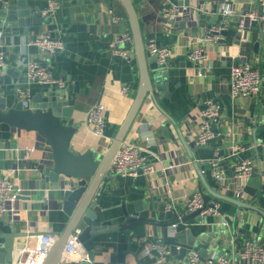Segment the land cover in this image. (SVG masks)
Returning <instances> with one entry per match:
<instances>
[{
	"label": "crops",
	"instance_id": "0c3cea01",
	"mask_svg": "<svg viewBox=\"0 0 264 264\" xmlns=\"http://www.w3.org/2000/svg\"><path fill=\"white\" fill-rule=\"evenodd\" d=\"M20 1L26 5L17 4L14 9V21L18 25L12 29L16 27V31L3 34L6 66L18 69L17 76H5L10 82L5 90L7 103L12 105L17 100L16 88L20 86L29 88L28 104L38 95L43 100L66 96L68 103L74 106L73 117L79 124L72 149L82 152L93 148L105 153L110 141L88 132L87 109L94 102L105 103V131L113 137L127 116L140 84L138 62L132 64L131 59L108 49V41L119 30L132 33L124 4L121 0H58L60 7L55 15L54 32L66 47L50 54L32 43L38 32L49 29L48 23L40 19L42 15L37 8L42 10L50 0ZM220 1L187 0L191 15L174 21L163 11L164 0H133L148 59H154L146 47L149 38L168 46L171 52L165 72L161 73L158 66L149 69L152 77L160 72L166 89L156 88L154 82V91H147L125 137L150 149L147 161L156 171L122 176L108 170L94 199L101 206L102 223L119 224L125 219L123 207L135 216L147 207L150 216L173 218L176 213L179 216L187 213L186 201L197 190L203 193L212 190L228 196L212 194L210 202L218 205V212L209 210L202 219L180 222L175 230L170 226L169 231L175 234L190 227L197 237L206 236L203 241L210 247L205 258L238 260L246 240L264 243V147L259 145L264 141V27L252 22L240 28L236 16L253 7L264 8V0ZM8 2L0 0V9ZM222 4H231L235 14H222L219 9ZM23 9L27 10L20 13ZM109 9L123 16L124 21H112ZM221 22L226 25L222 38L204 41L208 28ZM0 28L3 29L1 24ZM132 40L131 58H134L136 47L134 38ZM196 44H203L206 49L208 67L202 75L188 57ZM29 61L64 76L67 87L59 89L39 82L28 83L25 64ZM243 62L259 68L263 80L256 92L233 96L230 69L233 63ZM152 64L157 63L153 60ZM123 85L130 86V92H121ZM208 98L217 101L221 111L219 117L211 121L214 136L199 145L195 139L202 129V109ZM234 143L242 144L243 150L231 154ZM216 155L222 157L219 168L226 177L225 183L212 174L211 159ZM242 159L251 161L253 171L248 178L236 179V164ZM170 164H174L173 167L163 169ZM52 165L50 146L35 131L0 123V174L9 175L18 193L12 212L0 219L21 232L15 237L13 258L7 264H17L24 250L35 244L37 234L48 230L61 234L70 220L64 211L60 190L70 186L74 179L61 176L57 182L47 180V169ZM10 168L14 169L11 173ZM166 203L172 205L170 210L165 209ZM226 219L229 225H223ZM160 230L154 225L137 224L134 229L94 235L84 246L89 253L93 252L91 264H154L151 257L142 254L138 236L152 231L154 238L163 240ZM183 261L173 253L169 257V264H183ZM71 263L75 264L76 260L72 259Z\"/></svg>",
	"mask_w": 264,
	"mask_h": 264
},
{
	"label": "built area",
	"instance_id": "2783aa9c",
	"mask_svg": "<svg viewBox=\"0 0 264 264\" xmlns=\"http://www.w3.org/2000/svg\"><path fill=\"white\" fill-rule=\"evenodd\" d=\"M187 0H164L163 11L171 20H177L183 15H191L190 7L185 3ZM60 7L58 0H50L48 5L40 10V14L44 17L50 16L55 18L56 12ZM220 12L225 16L234 15V8L231 4H222ZM112 16V21L120 23L124 21V17L115 14L113 9H109ZM189 17V16H188ZM237 24L240 28H245L252 22H258L264 27V8L253 7L250 10L242 11L236 16ZM226 28L224 23L214 24L208 28L203 40L216 41L222 38V32ZM133 35L129 30H119L114 37L108 41V49L115 55L126 59H131L133 51L132 43ZM244 39V38H242ZM32 43L37 45L41 50L47 53H57L65 49L66 45L62 38L51 29H45L38 32ZM148 52L157 57L158 68L161 73L168 68L170 48L160 44L155 38H149L146 42ZM188 57L197 66L198 74L202 75L208 67L206 49L203 44L193 45L189 51ZM6 49L3 43V29L0 28V67L6 66ZM25 70L28 78V83L39 82L56 86L59 89L67 87V80L64 76L54 74L48 67L34 61H29L25 64ZM263 80L262 72L259 68L252 66L248 62L233 63L230 69V85L231 94L248 95L256 92ZM131 88L128 85L121 87V92L128 93ZM16 94L19 100L26 102L30 97L28 87H17ZM106 105L102 101L94 102L85 113V124L90 134L97 138H107L111 142L112 137L106 135L107 117ZM221 111L220 104L213 99L204 100L202 115L204 121L202 129L197 134L195 142L199 145H204L210 138L214 136V131L211 128V121L219 117ZM259 145L264 147V141ZM243 150L242 144L234 143L231 154H236ZM147 153H151L150 149L141 144L125 140L121 143L116 151L109 170L116 175L122 176H138L140 174H150L156 171V168L147 161ZM221 156L216 155L211 159L212 174L221 183H225L226 177L219 168ZM174 164L165 166L163 169L173 167ZM13 168L9 169V173L13 172ZM253 171V166L250 160L242 159L236 164V179L248 178ZM240 194V191H237ZM18 193L11 181L9 175L0 174V218L5 214L12 212L13 202L17 200ZM186 212L190 213L200 209L203 215L207 211L218 212L219 207L216 203L212 206H205L204 196L201 190L195 191L186 201ZM172 205L166 203L165 209L170 210ZM180 215L179 218H181ZM223 225H229V221L223 220ZM179 223H174L175 228ZM81 227H76L69 235L64 247L62 258L59 264H73L71 260H76L75 264H81L85 260H89V252L80 241ZM59 236L54 231H43L36 236L34 245L27 247L17 264H43L48 256L50 249ZM142 243V254L153 259L154 264H169V257L172 250L161 239L154 238L152 231H147L138 236ZM0 264H7L0 262ZM183 264H264V243H256L253 240H246L242 245L239 259L230 257H210L201 258V255L196 250H190L184 257Z\"/></svg>",
	"mask_w": 264,
	"mask_h": 264
},
{
	"label": "water",
	"instance_id": "95a60500",
	"mask_svg": "<svg viewBox=\"0 0 264 264\" xmlns=\"http://www.w3.org/2000/svg\"><path fill=\"white\" fill-rule=\"evenodd\" d=\"M121 1L130 18L136 47V57L131 58V62L132 64L138 62L141 75L134 102L116 134L112 137L105 153L101 154L93 148H88L82 152H75L72 149V139L78 130L79 124L73 117L74 106L68 103L66 96L57 97L55 100H43L38 95L29 102L30 105L17 98L12 105H9L5 97V90L10 82L7 81L5 76H17L18 69L16 67H0V123L13 128L35 131L50 146L53 165L47 169V180L57 182L61 176H69L74 179L70 186L60 190L63 208L70 216V220L65 230L54 241L43 264H59L67 239L78 226L82 229L79 239L83 244L92 236L102 232L134 229L137 224H149L161 229L164 243L169 245L172 253L180 259H184L190 250L198 251L201 258L204 259L210 247L208 242L203 241L206 240L205 234L197 237L192 234V228L190 227L178 230L175 234H171L169 231L170 226L174 223L187 222L193 218L202 219L203 215L200 213V209L186 213L181 218L177 213L173 218H159L158 216H150V210L147 207L141 209L137 216L131 215L123 207L125 219L119 224L102 223L99 216L101 206L95 201L94 197L109 170L116 151L124 141L147 91L153 92L155 86L158 89H166V84L164 85L159 77L160 72L153 77L150 74L149 69L158 66L157 57L153 56L154 59H148L146 56L140 20L133 0ZM224 1L221 0L220 2L223 3ZM17 4L26 5L20 0H11L6 7L0 9V24L5 35L16 31V27L12 29V26L18 25L14 21L16 18L14 9ZM26 10L23 9L20 13H24ZM37 11L40 13L38 8ZM40 19L47 22L48 28L51 30L57 27L56 19L53 17L41 16ZM153 60L157 63L155 66L152 64ZM25 76L28 82L27 74ZM154 82L157 85L154 86ZM212 194L228 198V196L210 190V193H203L205 206L213 205L210 202ZM229 199L239 203L235 198ZM20 233L15 230L14 225L6 224L4 219H0V262L12 260L15 237L21 235ZM92 259L93 252H90L89 260H85L81 264H91L90 260Z\"/></svg>",
	"mask_w": 264,
	"mask_h": 264
}]
</instances>
